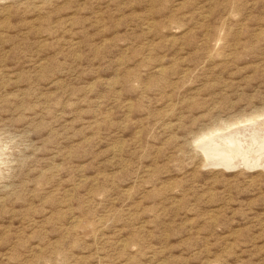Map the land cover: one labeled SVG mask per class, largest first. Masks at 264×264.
<instances>
[{"label": "rangeland", "instance_id": "obj_1", "mask_svg": "<svg viewBox=\"0 0 264 264\" xmlns=\"http://www.w3.org/2000/svg\"><path fill=\"white\" fill-rule=\"evenodd\" d=\"M263 120L264 0H0V264H264Z\"/></svg>", "mask_w": 264, "mask_h": 264}, {"label": "bare ground", "instance_id": "obj_2", "mask_svg": "<svg viewBox=\"0 0 264 264\" xmlns=\"http://www.w3.org/2000/svg\"><path fill=\"white\" fill-rule=\"evenodd\" d=\"M255 121V120H254ZM256 125L260 126V127H263L264 126V120L261 121L260 123L258 122ZM224 128V127H223ZM252 129V128H251ZM258 130L256 131V134L254 136V138L252 140H243L244 142L240 143V142H237L239 143L238 146L240 148V151L244 150L245 152L248 153V156L249 158H246V159H240L239 156L238 158L236 157V155L233 153H231V162L230 160L228 161V166L230 167L231 164H236V165H245L246 167H249V168H256V167H262L264 168V127H263V130H261V128H257ZM261 130V131H260ZM225 131V130H224ZM227 131V130H226ZM238 131V130H237ZM250 131V130H249ZM228 132V131H227ZM245 132V130H244ZM243 132V133H244ZM252 132V131H251ZM226 133V132H225ZM240 133V132H239ZM246 133V132H245ZM216 136V135H214ZM210 137V135H209ZM249 138V137H248ZM245 139V138H244ZM206 141V140H205ZM220 145V144H219ZM243 147H242V146ZM218 146V145H217ZM231 152L232 150H234L236 147H231ZM249 148V149H248ZM261 148V149H260ZM215 149V148H214ZM260 149V150H259ZM225 151V150H224ZM230 151V150H229ZM243 151V153H244ZM221 152V151H220ZM226 152V151H225ZM258 156V159L255 160L254 158H256ZM224 157V156H223ZM235 159V160H233ZM260 163V164H259ZM235 166V165H234ZM232 167V166H231Z\"/></svg>", "mask_w": 264, "mask_h": 264}]
</instances>
